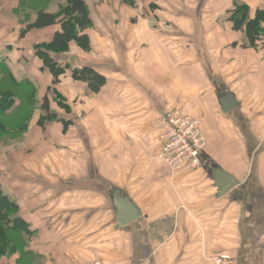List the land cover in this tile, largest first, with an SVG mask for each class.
<instances>
[{
  "label": "crops",
  "instance_id": "1",
  "mask_svg": "<svg viewBox=\"0 0 264 264\" xmlns=\"http://www.w3.org/2000/svg\"><path fill=\"white\" fill-rule=\"evenodd\" d=\"M239 1L251 16L264 8V0ZM123 5L130 17L118 26L111 6L91 14V51L72 42L58 56L94 67L107 84L92 93L66 73L57 89L72 111L54 108L74 123L67 130L49 125L57 148L0 166V186L32 232L31 263L20 262L16 251L0 264H216V253L264 264V35L257 48L248 47L247 35L229 19L233 0ZM58 29L22 38L21 26L0 15V58L16 78L35 83L40 99L53 76L42 70L34 45ZM75 101L93 111L82 114ZM178 104L202 120L208 143L199 170L174 175L158 158L156 122ZM33 125V143L45 149L42 129ZM216 167L236 179L222 196ZM117 197H128L140 217L119 227Z\"/></svg>",
  "mask_w": 264,
  "mask_h": 264
},
{
  "label": "trees",
  "instance_id": "2",
  "mask_svg": "<svg viewBox=\"0 0 264 264\" xmlns=\"http://www.w3.org/2000/svg\"><path fill=\"white\" fill-rule=\"evenodd\" d=\"M14 12L24 16V27L21 29L22 38L32 30H42L59 26L50 41L36 43L35 54L42 61V70H48L52 82L46 94L40 99L38 88L30 79L15 77L7 60L0 58V138L8 139L26 130L32 118L33 110L39 109V123L42 127L46 123L55 121L67 130L73 125V120L62 117L54 104L66 113L72 109L66 97L61 94L57 86L66 73L70 72L75 81L87 84L92 93H98L107 84L104 74L89 65L78 66L70 62H62L58 56L69 51L70 43L75 42L82 50L92 49L88 30L94 27L90 9L86 0H65L56 12L49 11L46 6L35 7L33 0H14ZM134 6V1L123 0ZM33 4V6H32ZM152 8L156 4L151 5ZM34 17L30 19V16ZM229 19L235 30L243 31L248 37V47L257 48V42L264 35V8L250 15L249 6L239 0L234 1V8L230 11ZM19 205L5 194L0 186V257L19 251V260H29L32 256L26 250L31 230L28 223L19 216Z\"/></svg>",
  "mask_w": 264,
  "mask_h": 264
},
{
  "label": "built area",
  "instance_id": "3",
  "mask_svg": "<svg viewBox=\"0 0 264 264\" xmlns=\"http://www.w3.org/2000/svg\"><path fill=\"white\" fill-rule=\"evenodd\" d=\"M160 145L158 158L174 175L193 173L201 167V155L207 146L202 120L192 116L185 105L178 104L165 112L156 122ZM216 264H238L236 257L224 253L213 256ZM84 264H107L102 259Z\"/></svg>",
  "mask_w": 264,
  "mask_h": 264
},
{
  "label": "rangeland",
  "instance_id": "4",
  "mask_svg": "<svg viewBox=\"0 0 264 264\" xmlns=\"http://www.w3.org/2000/svg\"><path fill=\"white\" fill-rule=\"evenodd\" d=\"M33 1L35 3V7L46 6L49 11H53V12L58 11L59 7L65 3V0H33ZM132 1L136 3L139 1L144 2L146 0H132ZM86 2L88 4L91 14L94 13L96 10L105 12L106 9H103L102 7L103 5L111 6V8L113 7L116 11V14L118 13L117 16L119 17V19L116 21L117 26L118 24H121V23L125 24L130 17L127 7L123 5V2H124L123 0H86ZM112 3H115V4H112ZM141 12L145 14L146 12H148V10L147 9L145 10L144 8L141 10ZM0 15L4 16L5 19L7 17L11 18L14 22H16L19 26H21V29L25 25L24 23H22L25 20L24 19L25 17L18 16L14 12V10L8 9V7L5 5L3 0H0ZM33 17H34V14L30 16V19H32ZM20 33H21V30H20ZM69 50H70V47H69ZM74 95H76L75 91L74 93H72L71 96L74 97ZM75 103L77 104V107L80 108L79 111L82 112V114L93 111L92 105L90 104H79L78 105L76 101ZM53 104L56 105L55 103ZM39 113H40L39 109L35 111L33 110L32 118L26 130H23V131L21 130V132L16 133L15 135H13L12 137L8 139L0 138V166L2 165L6 166V164L10 166L13 164L15 165L16 163H24V162H27V159L30 160V158H32V155L36 154L39 150H40L38 152L39 155L43 156L45 151L46 153H48L49 151L57 148L58 143H57V138H56V129L49 127V125L52 123H55V121L48 122L46 123L44 127H42L39 123V120L36 121V118L39 115ZM35 122H37V124L39 125V126L36 125L35 128L42 129L40 133V140H43L44 139L43 137H45V141H44L45 143L42 145L44 146L45 149H43L42 147H39V149H37L36 145L33 143L34 135L32 133L34 132H32L31 128ZM98 123L101 125L100 122ZM99 128L102 129L101 126H99ZM47 131L48 132L51 131V133H49V136L46 135ZM52 132L54 133L52 134ZM103 135L105 134L103 133ZM254 158L255 156L253 157V160ZM29 261L30 260H28L27 262L26 260V263H29Z\"/></svg>",
  "mask_w": 264,
  "mask_h": 264
},
{
  "label": "water",
  "instance_id": "5",
  "mask_svg": "<svg viewBox=\"0 0 264 264\" xmlns=\"http://www.w3.org/2000/svg\"><path fill=\"white\" fill-rule=\"evenodd\" d=\"M213 179L218 188V195L222 196L229 191L236 183V179L229 173L223 171L221 168L216 167L213 170ZM119 193H117V196ZM116 206V220L119 227L124 226L138 217L140 211L135 204L128 199V197H117Z\"/></svg>",
  "mask_w": 264,
  "mask_h": 264
}]
</instances>
